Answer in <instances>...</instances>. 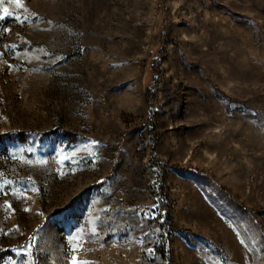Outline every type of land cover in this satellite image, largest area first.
<instances>
[{
  "label": "rangeland",
  "instance_id": "1",
  "mask_svg": "<svg viewBox=\"0 0 264 264\" xmlns=\"http://www.w3.org/2000/svg\"><path fill=\"white\" fill-rule=\"evenodd\" d=\"M0 264H264V0H0Z\"/></svg>",
  "mask_w": 264,
  "mask_h": 264
},
{
  "label": "snow or ice",
  "instance_id": "2",
  "mask_svg": "<svg viewBox=\"0 0 264 264\" xmlns=\"http://www.w3.org/2000/svg\"><path fill=\"white\" fill-rule=\"evenodd\" d=\"M17 4H19V0H15ZM5 12H7V9H4Z\"/></svg>",
  "mask_w": 264,
  "mask_h": 264
}]
</instances>
